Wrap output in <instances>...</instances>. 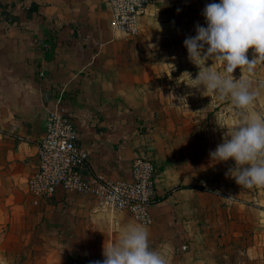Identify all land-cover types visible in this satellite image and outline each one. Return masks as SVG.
Segmentation results:
<instances>
[{"label": "crops", "instance_id": "0c3cea01", "mask_svg": "<svg viewBox=\"0 0 264 264\" xmlns=\"http://www.w3.org/2000/svg\"><path fill=\"white\" fill-rule=\"evenodd\" d=\"M209 3L219 0L149 6L127 37L111 28L106 0H0V264L102 261L142 225L73 192L32 204L28 178L60 95L89 154L84 176L128 179L134 158L152 159L144 226L168 264H264V186L241 187L227 174L236 162L209 155L249 113L264 116V63L232 73L259 93L248 110L190 87L200 69L184 40L206 27Z\"/></svg>", "mask_w": 264, "mask_h": 264}, {"label": "clouds", "instance_id": "9594fccd", "mask_svg": "<svg viewBox=\"0 0 264 264\" xmlns=\"http://www.w3.org/2000/svg\"><path fill=\"white\" fill-rule=\"evenodd\" d=\"M202 15L206 27L197 24L196 35L184 40L189 61L200 69L190 87L203 86V95L213 93L221 100L230 96L237 109L248 110L259 93L234 80L232 73L238 67L252 73L258 63H264V0H219L206 4ZM250 48L254 49L251 61L246 55ZM210 58L223 65L222 73L205 67ZM228 136L210 151L211 159H233L236 167L227 174L241 187L264 186V116L249 113ZM148 238L144 225H131L118 243L104 248L102 261L91 264H168L163 254L150 247Z\"/></svg>", "mask_w": 264, "mask_h": 264}, {"label": "built area", "instance_id": "2783aa9c", "mask_svg": "<svg viewBox=\"0 0 264 264\" xmlns=\"http://www.w3.org/2000/svg\"><path fill=\"white\" fill-rule=\"evenodd\" d=\"M165 1L106 0L110 26L132 37L137 32V21L146 9L149 6L161 8ZM77 139V132L60 95L46 117L44 133L37 144L35 168L28 178L27 189L32 204L53 198L58 190H62L90 196L101 209L127 211L140 224H149V207L154 201L156 179L152 159L134 158L128 179L109 181L101 177H86L83 169L89 154L77 145Z\"/></svg>", "mask_w": 264, "mask_h": 264}, {"label": "rangeland", "instance_id": "374dc122", "mask_svg": "<svg viewBox=\"0 0 264 264\" xmlns=\"http://www.w3.org/2000/svg\"><path fill=\"white\" fill-rule=\"evenodd\" d=\"M249 52H250V54H251V57H250L249 61H251V60L253 59L254 49H251V51H249Z\"/></svg>", "mask_w": 264, "mask_h": 264}, {"label": "trees", "instance_id": "16d2710c", "mask_svg": "<svg viewBox=\"0 0 264 264\" xmlns=\"http://www.w3.org/2000/svg\"><path fill=\"white\" fill-rule=\"evenodd\" d=\"M31 8H32V6H31Z\"/></svg>", "mask_w": 264, "mask_h": 264}]
</instances>
